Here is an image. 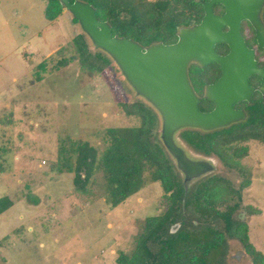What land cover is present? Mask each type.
<instances>
[{"label":"rangeland","instance_id":"rangeland-1","mask_svg":"<svg viewBox=\"0 0 264 264\" xmlns=\"http://www.w3.org/2000/svg\"><path fill=\"white\" fill-rule=\"evenodd\" d=\"M47 6L48 0H0V199L13 203L0 214V264H118L120 252L143 232L146 217L163 211L162 187L151 182L113 206L104 171L92 176L83 193L74 172H59L60 152L81 140L101 155L111 140L109 129L140 125L121 104H152L117 63L100 72L84 69L74 38L84 34L92 50L101 49L69 11L50 20ZM201 74L210 78L207 71ZM156 115L155 139L188 195L211 176L228 180L240 196L227 203H238L232 217L248 224L249 242L264 255V144L249 142L240 167L231 168L188 144L185 128L179 129L174 140L187 159L209 165L188 177L166 148L157 109ZM183 212L191 231L207 230L192 208ZM216 251L210 264H254L238 238H226Z\"/></svg>","mask_w":264,"mask_h":264},{"label":"trees","instance_id":"trees-1","mask_svg":"<svg viewBox=\"0 0 264 264\" xmlns=\"http://www.w3.org/2000/svg\"><path fill=\"white\" fill-rule=\"evenodd\" d=\"M74 1L70 0L71 3ZM83 1L96 8L99 20L109 22L114 36L133 39L144 47L176 42L182 28L199 23L204 15L199 0ZM64 8L60 0H48L46 16L53 20L62 15ZM73 20L78 22L75 18ZM262 20L264 22V8ZM242 33L247 44L255 48L256 56L260 51L264 52L258 46L256 31L248 21L243 23ZM74 43L84 69L100 72L112 62L117 63L104 51L92 50L84 34L77 35ZM219 51L225 53L229 48L222 45ZM260 65L264 67V60ZM199 67L193 65L190 70L196 91L221 73L217 63ZM204 71L210 78L202 76ZM259 81L261 79L257 77ZM121 105L128 116L139 119L140 125L109 129L111 140L101 155L96 147L81 140L72 142L69 148L63 146L59 164V172L75 173V184L83 193H88L87 184L92 176L98 170L104 171L109 202L113 206L123 203L151 182H158L162 187L163 211L146 217L143 232L134 239L129 250L120 252L118 264H210L211 255L221 248L226 238L240 239L254 264H264V255L249 242L248 224L232 217L238 203H227L239 196L232 184L214 175L188 195L166 150L155 139L158 124L155 107L144 101ZM201 105L209 107L211 101L203 97ZM242 107L246 112L244 120L215 130L186 127L182 138L204 154L217 155L225 165L240 167V159L247 153L249 142L264 144V92L257 89L252 101L242 102ZM225 204L226 211L221 208H225ZM12 205L10 199H0V214ZM189 207L198 213L201 221L204 220L207 230L193 232L188 228V222L183 220L187 218L183 209ZM220 220L225 226L220 227ZM178 224L179 229H174Z\"/></svg>","mask_w":264,"mask_h":264},{"label":"water","instance_id":"water-1","mask_svg":"<svg viewBox=\"0 0 264 264\" xmlns=\"http://www.w3.org/2000/svg\"><path fill=\"white\" fill-rule=\"evenodd\" d=\"M80 23L94 45L108 53L138 94L145 97L162 115V138L166 148L177 158L188 177L207 171L204 162H191L174 140V133L186 127L215 130L246 118L245 110L235 105L251 102L257 89L264 92V67L259 66L255 48L250 47L242 33L248 21L256 31L259 47L264 49V0H199L204 7L200 23L184 27L178 40L144 47L137 41L114 36L112 26L97 17L96 8L83 0H60ZM220 5L219 15L214 6ZM227 45L229 51L217 48ZM191 62L201 67L217 63L221 77L205 89V98L214 103L211 111L199 108L201 97L190 76ZM258 76L255 87L251 78Z\"/></svg>","mask_w":264,"mask_h":264},{"label":"flooded vegetation","instance_id":"flooded-vegetation-1","mask_svg":"<svg viewBox=\"0 0 264 264\" xmlns=\"http://www.w3.org/2000/svg\"><path fill=\"white\" fill-rule=\"evenodd\" d=\"M205 1H208V0H205ZM204 8V7H203ZM214 10H215V12L217 13V14H219V15H221V14H223L224 13V10H222V7L220 6V5H215L214 6ZM204 16V15H203ZM201 22V21H200ZM199 22V23H200ZM198 24V23H197ZM217 50L219 51V47L217 48ZM220 52V51H219ZM220 53H223V54H226L227 52H220ZM257 56H259L258 54H257ZM257 59L259 60V58L257 57ZM193 65H198V67L200 66L199 65V63H197V62H191V64H190V68H189V76H190V80H191V83H192V85H193V87H194V89L196 90V86H195V84H194V80L192 79V73H191V67L193 66ZM259 66L260 67H262V65H260V60H259ZM199 68H201V66L199 67ZM221 70V69H220ZM217 73V72H216ZM221 77V73H220V75L217 77V78H214V79H212L210 82H206V83H204V86H203V88L202 89H200V90H197L196 91V93L201 97V101H200V103H199V108L202 110V111H211V110H213V108H214V103L213 102H211V105L209 106V107H205V108H203V106L204 105H201V103H202V101H203V97H205V89H206V86L208 85V84H211V83H214V82H216L219 78ZM257 77L258 76H254V77H252L251 78V84L252 85H254L255 87H258V85L259 84H261V81H259V83L257 82ZM258 84V85H257ZM256 92V91H255ZM235 108L236 109H241V110H245L243 107H242V103H239V104H236L235 105Z\"/></svg>","mask_w":264,"mask_h":264}]
</instances>
